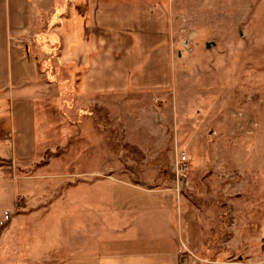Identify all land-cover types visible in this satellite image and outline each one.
<instances>
[{"label": "rangeland", "instance_id": "374dc122", "mask_svg": "<svg viewBox=\"0 0 264 264\" xmlns=\"http://www.w3.org/2000/svg\"><path fill=\"white\" fill-rule=\"evenodd\" d=\"M165 2L157 89L87 93L84 67L62 53L67 22L44 31L60 42L34 39L39 143L32 161L0 145V264H101L125 218L116 199L165 187L202 209L208 249L184 243L195 264H264V0ZM153 208L135 224L147 214L158 230L166 208Z\"/></svg>", "mask_w": 264, "mask_h": 264}, {"label": "crops", "instance_id": "0c3cea01", "mask_svg": "<svg viewBox=\"0 0 264 264\" xmlns=\"http://www.w3.org/2000/svg\"><path fill=\"white\" fill-rule=\"evenodd\" d=\"M168 13L165 0H0V145L27 161L37 155L35 42L43 49V39L54 43L61 36L44 33L48 23L53 28L54 23L58 27L59 21L67 22L62 53L84 67L85 92H121L166 86ZM165 188L157 194L130 190L116 199L115 212L125 218L115 221L114 251L106 248L101 264L112 260L108 253L114 264H178L180 241L195 251L208 249L202 209ZM153 207L166 208L158 217V230L150 224L156 218L147 214L140 217L143 224L136 225V214Z\"/></svg>", "mask_w": 264, "mask_h": 264}, {"label": "built area", "instance_id": "2783aa9c", "mask_svg": "<svg viewBox=\"0 0 264 264\" xmlns=\"http://www.w3.org/2000/svg\"><path fill=\"white\" fill-rule=\"evenodd\" d=\"M177 165L175 167V177L179 181L183 180L182 177L186 174V172L189 170V160L188 156L184 152H180L177 157ZM195 255L189 249L187 246L180 241V249H179V262L180 264H195ZM191 262V263H188Z\"/></svg>", "mask_w": 264, "mask_h": 264}]
</instances>
